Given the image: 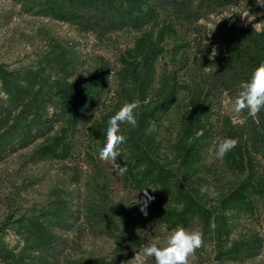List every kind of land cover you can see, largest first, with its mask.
<instances>
[{
    "label": "rangeland",
    "instance_id": "374dc122",
    "mask_svg": "<svg viewBox=\"0 0 264 264\" xmlns=\"http://www.w3.org/2000/svg\"><path fill=\"white\" fill-rule=\"evenodd\" d=\"M70 2L0 0V127L5 129H0V248L15 255L11 264H155L143 256V248L164 246L180 226L203 232L204 243L189 264H264V163L236 147L223 159L215 156L218 144L209 129L216 115H208L196 90L183 87L187 78L177 67L183 54L172 51L185 38L186 25L161 13L139 30L101 35L61 17ZM195 4L201 23L213 30L222 26L242 45L264 35V3L258 0ZM53 82L87 97L95 109L84 117L60 114L41 139L18 143L29 121L52 112L40 92ZM134 100L140 102L136 125L120 126L127 138L117 161L130 168L121 175L98 149L108 115ZM200 129L203 135L196 137ZM191 137L197 143L191 152L194 165L185 162L179 172L202 209L171 226L153 219L149 206L147 215L141 211L144 192L132 179L146 160L135 159L151 151L174 169L177 147L183 149ZM252 184L259 195L249 194L246 185ZM238 186L243 200L228 202ZM151 189L156 203L182 207L163 189ZM69 223L74 227L64 228ZM39 231L66 241L58 260L45 259L29 246Z\"/></svg>",
    "mask_w": 264,
    "mask_h": 264
},
{
    "label": "trees",
    "instance_id": "16d2710c",
    "mask_svg": "<svg viewBox=\"0 0 264 264\" xmlns=\"http://www.w3.org/2000/svg\"><path fill=\"white\" fill-rule=\"evenodd\" d=\"M161 13L175 22L186 25L185 38L174 43L172 51L174 54H183L177 66L178 70H183L187 78V81L181 83L183 87L196 90L200 105L207 109L208 115H216L214 116L216 123L209 129L215 138L212 143L218 144L220 139L225 137L235 138L238 141L235 146L237 150L248 153L250 159L255 162L264 163V110L253 117L248 115L247 109L236 112L233 104L240 90V83L250 79L255 67L264 63V35L242 45V40L230 38L231 35L226 34L222 26H218L216 30L208 28L200 22L202 15L196 7L195 0H71L61 17L76 21L83 29L106 35L125 28L139 30L157 21ZM207 40L211 45L206 44ZM181 84H177L176 89L180 88ZM40 95L41 102L45 107H51L52 112L34 124L29 121L19 135L17 134L20 144L30 145L41 139L52 130L54 123L59 121L60 114L73 113L84 117L95 109V104L87 97L78 94L69 86L57 85L56 82H53L46 91L40 92ZM170 107L169 105L168 108L171 109ZM193 126L192 122L186 126L190 135ZM2 132L4 133L5 129ZM193 139L191 137L183 149L182 146L177 147L179 160L178 166L174 169L168 167L165 161L151 151L150 153L145 151L144 157L142 155L135 159L138 162L146 160L147 163L133 175L132 180L139 185L138 188L141 190L148 188L149 193L151 188L154 190L161 188L172 196L174 201L177 199L182 204L181 208H175L158 204L154 198L148 202L152 218L168 222L171 226L180 223L185 217L189 218L196 208L202 209L199 202L185 190L179 172L187 162L190 166L194 165L195 157L191 156V152L197 143L192 141ZM127 169L128 172L130 168ZM246 186L251 189L249 194H260L255 184ZM238 188L229 193L228 202L236 201L234 200L236 198H239L237 201L243 200ZM73 227L74 223H69L64 228ZM41 232L32 242L33 245L29 246L45 259L58 260L63 254V244L66 241L43 237ZM14 256L0 248V262L11 264Z\"/></svg>",
    "mask_w": 264,
    "mask_h": 264
},
{
    "label": "clouds",
    "instance_id": "9594fccd",
    "mask_svg": "<svg viewBox=\"0 0 264 264\" xmlns=\"http://www.w3.org/2000/svg\"><path fill=\"white\" fill-rule=\"evenodd\" d=\"M258 2L264 3V0H258ZM246 15H248V12L243 14V16ZM239 88L238 95L233 101L236 112L239 113L247 109L248 115L255 117L259 112L264 110V63L257 65L252 71L250 79L242 81ZM139 104V100L127 102L118 110L108 115L106 138L98 149L99 156L111 161L121 175L125 174L128 169L126 164L122 165L117 161V157L121 154L119 146L126 142V136L120 131V126L121 123L125 122L132 126L136 125L135 110L139 107ZM240 122L243 123V121ZM202 135L203 129L195 133L196 137ZM237 143V139L231 137L220 139L215 150V156L223 159L229 151L235 148ZM147 189L143 188L140 190L144 192V198L139 201L141 203V211L145 215H147V204L153 199ZM137 202L135 200V203ZM211 226L214 228V223ZM203 243L202 231H191L180 226L168 234L164 246H158L156 243L145 246L143 248V256L145 258H154L155 264H189V257Z\"/></svg>",
    "mask_w": 264,
    "mask_h": 264
}]
</instances>
